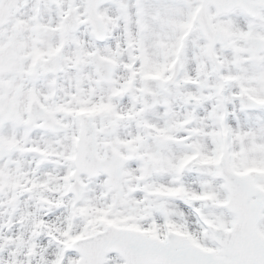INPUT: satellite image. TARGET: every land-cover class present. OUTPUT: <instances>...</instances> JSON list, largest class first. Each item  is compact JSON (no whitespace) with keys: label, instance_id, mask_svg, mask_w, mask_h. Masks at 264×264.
I'll return each instance as SVG.
<instances>
[{"label":"rangeland","instance_id":"rangeland-1","mask_svg":"<svg viewBox=\"0 0 264 264\" xmlns=\"http://www.w3.org/2000/svg\"><path fill=\"white\" fill-rule=\"evenodd\" d=\"M251 1L264 3V0ZM21 2L25 7L20 8ZM66 2L55 0L49 7L43 3L48 8L40 13L41 20L37 23L33 0H19L17 11L0 28V48L12 42L18 57L12 70L0 75V264H16L20 257L19 264L23 257L26 264H46L47 255L42 251L47 245L51 247L49 264H56L60 256L65 257L58 264H76L77 254L70 252L74 240L102 231L106 226L160 240L167 233H175L202 250L220 254L206 227L212 224L228 230L235 222L225 209L227 196L222 182L218 176L212 178L220 167L215 165V158L221 121L230 167L233 170L236 167V173L264 189V113L243 112L232 97L246 90L251 97L264 96V53L252 57L244 43L247 37L264 39V7L256 8L254 21L240 9L217 15L208 7L212 30L230 38L226 45L215 47L219 69L214 71L199 30L193 29L183 40L180 38L186 33L182 28L195 21L198 0H108L97 12L105 27L104 45L92 43L82 0L74 5V28L67 24L65 30L60 28L54 7L63 9ZM15 25L21 30L19 35L14 33ZM58 36L64 43L58 56L60 71L56 79H50L49 59L53 51L59 50ZM127 41L132 43L136 56V76L130 92L139 94L132 95V99L141 98V87L157 97L156 105L146 111L122 92L130 59ZM94 51L115 66L109 85L101 83L95 87L97 79L91 75ZM77 56L82 63L75 68ZM170 59L177 60L181 70L174 84L166 87L167 95L164 93L163 97L159 89L165 84V75L161 77L160 73H167ZM56 86L60 88L59 94L47 89ZM226 87L232 93L223 101L221 95ZM30 98L65 124L67 131L51 135L40 132L38 121L27 125ZM188 99L194 101L193 106L185 104ZM99 105L104 109H98ZM79 107L94 112L97 128L109 122L116 124L112 135L96 138L100 156L107 144L125 161L119 179L122 197L116 206H113L116 192L109 188L107 192L102 174L92 179L81 177L82 199L78 202L66 190L72 183L71 159L76 135L73 113ZM177 107L182 108L180 113ZM8 113H16L21 123L5 122ZM137 122L149 127L147 139H141L135 130ZM181 123L186 127L182 129ZM192 131L195 135L189 141H177ZM9 148L11 152L7 153ZM129 150L136 153L133 159L128 158ZM197 153L198 159L193 163L181 162V158L188 159ZM38 154L46 157L41 167L37 165ZM146 161H151L154 168L147 185L140 178V167ZM192 165L198 168L197 173L191 172ZM56 177L57 188L51 187L49 191ZM176 188L184 190V201L172 200ZM205 193H209V205L199 202ZM12 197L16 200L13 209L8 206ZM48 209L52 213L43 220V212ZM257 229L264 237V212ZM33 240L42 242L41 249L28 251ZM121 263L116 255L106 257L104 262Z\"/></svg>","mask_w":264,"mask_h":264},{"label":"water","instance_id":"water-1","mask_svg":"<svg viewBox=\"0 0 264 264\" xmlns=\"http://www.w3.org/2000/svg\"><path fill=\"white\" fill-rule=\"evenodd\" d=\"M104 1L105 0H88L90 3L89 14L91 18L94 17L95 22H97L95 18V9ZM243 1L244 0H242V2ZM207 2H213L219 8V12L230 11L233 7L237 6L238 3L241 4V0H204L205 6ZM224 3H228L230 7L224 9L221 6ZM256 6L259 5L251 4V7H249V12L251 14L253 8ZM8 9L9 5L7 3L0 5V24L4 22L8 15ZM203 11L204 8L199 17V24L203 33L208 37L211 46H213L215 38L208 27L206 19L202 16ZM246 43L249 45L253 55L264 51V40L262 39L248 38L246 39ZM14 57L11 44L7 45L3 50H0V66L4 65L2 66L3 68L0 69V73L10 69ZM94 64L104 81L109 82L112 74V67L110 64L107 62L103 63L100 60H96ZM241 102L244 108L247 109L262 107L244 96H241ZM152 104L153 103H148L147 107ZM9 117H14V120L16 119L15 115H9ZM36 117L39 119H44L45 117L47 124H44V126L53 130H58L56 126H52L49 119L50 117L47 114H41V109L38 106H35L32 111L31 122ZM16 121L18 120L16 119ZM94 135L95 131L92 129L89 120L85 118L79 144L77 174L82 172L80 169L88 168L91 170L90 172H93L92 174L88 173V175L92 177L99 169H107V167L103 168L100 165L104 163V160H99L94 154ZM106 159H111L110 161L114 166V169L110 171L109 174L111 176L113 188H116L122 162L118 159L116 154L110 152L107 154ZM92 160L98 164L92 165ZM109 167H111V165ZM223 167L221 177L226 180L230 192V203L228 204V208L237 215L238 222L237 225H235V229L230 233H224L213 229L212 231L216 239L223 245V253L232 256L231 260L201 252L193 245L187 244L184 240L174 235L168 237L167 243H161L154 239H145L138 234L107 229L106 232L81 242V246L78 250L83 256L79 264H102L104 256L110 252H118L124 257L126 264H264V239L257 233L255 227L260 217V212L264 209V192L252 187L247 178L238 177L230 173L226 169V157L223 160ZM148 175L149 172L147 173V176ZM73 188V191L79 196V185L76 183ZM253 196H258L260 202L258 204L248 205L247 201Z\"/></svg>","mask_w":264,"mask_h":264},{"label":"bare ground","instance_id":"bare-ground-1","mask_svg":"<svg viewBox=\"0 0 264 264\" xmlns=\"http://www.w3.org/2000/svg\"><path fill=\"white\" fill-rule=\"evenodd\" d=\"M46 30V29H45ZM15 61L18 63V57L15 59ZM56 179H57V177L55 178V182H54V184H53V186H50L49 187V191H52L51 190V187L53 188L54 187V189L55 188H57L56 187ZM44 218H46L45 216H43V220H45ZM128 233H132V232H128ZM36 243H37V246H36V248H38V249H41V244L40 243H38V241H35ZM51 247L49 246V245H47L46 247H44L43 246V251H42V253H44V255H47V256H45V263L46 264H49L52 260V257H51V251H48L49 249H50ZM21 258V257H20ZM20 258H17V260H16V264H19V260H20ZM22 264H26V262H25V259H24V257H23V262H22Z\"/></svg>","mask_w":264,"mask_h":264}]
</instances>
